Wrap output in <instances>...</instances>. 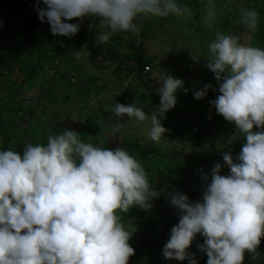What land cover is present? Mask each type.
I'll return each instance as SVG.
<instances>
[{"label": "clouds", "instance_id": "clouds-1", "mask_svg": "<svg viewBox=\"0 0 264 264\" xmlns=\"http://www.w3.org/2000/svg\"><path fill=\"white\" fill-rule=\"evenodd\" d=\"M36 7L53 36L72 37L86 16L99 20L96 45L106 44L118 33L139 34L141 18L189 19L193 10L179 0H42ZM230 0H226L225 6ZM202 21L211 28L223 8L217 0H201ZM237 22L251 32L258 27L259 13L237 7ZM206 67L219 82V95L210 101L217 114L233 123L246 138L236 162L229 152L223 161L230 169L221 175L216 163L208 176L202 202L187 195L169 194L180 213L162 248L166 260L198 264L190 253L199 234L198 250L206 264H244L245 253L260 257L264 238V47H256L235 34L216 32L208 44ZM79 57L80 53H76ZM199 61L198 55L192 56ZM157 90L160 103L147 113L137 104L116 103V122L110 134L125 126L124 117L147 123L146 139L159 143L168 131L161 120L177 104L183 81L163 75ZM210 84L193 93L206 97ZM186 92L187 89H184ZM258 129L254 131L253 129ZM75 130L48 135L46 143L26 144L23 155L0 149V264H129L135 255L132 232L120 213L133 207L150 209L160 193L149 181L140 160L123 147L110 150L84 142Z\"/></svg>", "mask_w": 264, "mask_h": 264}, {"label": "rangeland", "instance_id": "rangeland-1", "mask_svg": "<svg viewBox=\"0 0 264 264\" xmlns=\"http://www.w3.org/2000/svg\"><path fill=\"white\" fill-rule=\"evenodd\" d=\"M180 1L181 0H179V2ZM181 4H187V2H182ZM187 5L189 6V4ZM241 6L242 4L240 3L237 7ZM5 7L2 0H0V53L2 55L5 54L10 62H14L16 66L14 67L12 75H10V73L6 75V77L10 76V80L8 81L7 79L5 81V78L0 79V83L6 88L4 83L6 82L13 92L19 90V96L15 97L18 103L17 105H12L13 107L24 105V103L21 104L22 99L29 97L34 101V104L30 106L39 111V113H42L37 124L36 122L30 123L26 120H21L19 123L17 134L20 137L25 134V131L29 132V136L26 137L27 144L41 143L36 133L38 131H44V136H48L51 134L50 132L54 130L55 126L61 122L71 123L70 128L77 132L86 118L93 113V110L100 109L99 103L101 101L104 102L103 109L105 111L111 110V113L106 116V121L100 131V135L106 137L107 140L104 141V144L100 143L98 146L104 147L108 145L110 150H114L116 149V147H114L116 138L110 134L111 126L117 120L113 113L114 105L116 103L127 105L137 101V104L145 110L146 114L155 108L152 104H141L139 102L140 95L145 91L142 86H136V90L132 89V91L129 92L131 95H134L135 102L123 103L120 99L121 96H119L122 89L121 87H117L120 79L115 76V66L106 69L93 67L87 52L80 53L79 57L71 53L66 55L59 54L55 51L53 48L54 45L49 40L47 29H39L38 33L41 38L39 44L35 45L22 33V24H18V22L21 21L12 18L9 12L4 9ZM237 7L233 9L236 11ZM94 18L96 17H93V19ZM193 18L194 20H192ZM237 20L238 18H236V23H238ZM139 23L143 25L139 34L124 33L127 40L120 43L118 46H114L115 48H110H114L113 50L115 52H120L123 56H128L131 52L135 54L139 51L145 60H156L155 65L157 66H152V71L157 67L153 73L154 78L157 79L151 83V88L157 95V90L162 86V80H160V78L164 74L179 78L183 81L184 89H187V91L185 92L184 89H181L177 92V104L174 109L178 108L193 117L203 114L206 109V105L204 104L205 101L195 99L193 93L200 90V86L204 85L202 82L205 81L214 84V86H212L213 94L219 93V82L215 79L211 70L206 67V57L208 56L207 46L214 40L215 34L207 32L204 26L198 27L193 24L196 23V17H193V15L189 19H180L174 16H169L168 18H141ZM216 23L218 22L216 21ZM10 32L12 34H9ZM132 39L134 41H132ZM141 42L144 43L142 44ZM251 45L264 47V43L256 40H252ZM43 53L48 55L50 59L49 62L42 59L41 55ZM194 54L200 57L199 61H191V63L185 65L182 64L177 68L175 73L171 70L172 60L178 61L183 59L181 61V63H183L187 59L193 60L192 56ZM36 60H38L37 64L35 63ZM36 65L40 73L44 76L42 78L45 81L46 79L48 80V90L51 92L50 96L47 92H43L36 80L31 78V76L38 71L36 70ZM51 65H53L54 68H52ZM56 70L64 74L65 78L62 79V82L53 77ZM207 73L211 75L210 78L205 77ZM69 75L74 78L80 76L89 78L98 75L103 79L99 82V87L101 88H98V91L93 97L91 93L88 95L86 93L83 95H81L80 92L76 93L68 87V80H70ZM127 85L130 84L125 82L124 87ZM7 95L8 93H1L0 99L5 98ZM53 101L55 106L52 105ZM51 106H54V108H51ZM119 122L125 125L123 129H121V132L117 133L122 135L123 145L119 147H123L128 151L126 148L128 143L137 139L140 140L142 145L152 154L147 156L150 159L147 160L148 163L146 162L143 165L149 174V178H152L156 171H162L166 174L162 173L159 176V181H163L165 187L163 188L162 196L159 198L160 205H154V207L156 206V215L151 222L145 223L143 220H137L135 217L130 220L132 224L128 230L132 232V236L129 240V244L133 247L135 254L151 258L153 264H177L179 261L166 260L162 256V248L170 237V234L167 233L165 229H162V226L164 223H167L170 227L173 221H169L168 219L172 218L174 215H178L179 218L181 215V213L170 204L169 194L173 192L183 193L176 186L171 185L167 179V174L170 170L169 168H165V166L171 164L167 151H175L187 157L196 156L213 164L219 163V159L214 158L210 149L199 142V140H189L185 138L188 133L184 128L182 130L178 129L175 114L166 113V117L161 120L162 126L168 131L159 143H154L146 139L148 129L147 123L141 124L135 119L128 121L127 117H124ZM30 127L32 132H30ZM204 127L213 132V126L207 124V122ZM229 130L233 132L231 137L233 138L235 136L234 131L238 129L230 122ZM233 161L236 162V159L233 158ZM156 168L159 169L157 170ZM221 171H223L225 175H228L230 169L227 166H222ZM186 174V169H182L181 175L186 177ZM188 198L191 203L199 202L190 196H188ZM154 207L152 209H154ZM160 208L163 209V212L160 211ZM174 221L179 222V219ZM149 226H151V229L149 233H147V227ZM144 236H146L149 241L143 238ZM151 239L160 246L159 250L161 252L158 256L147 254V252L153 248L150 243ZM141 253L146 254L142 255Z\"/></svg>", "mask_w": 264, "mask_h": 264}, {"label": "trees", "instance_id": "trees-1", "mask_svg": "<svg viewBox=\"0 0 264 264\" xmlns=\"http://www.w3.org/2000/svg\"><path fill=\"white\" fill-rule=\"evenodd\" d=\"M187 2L189 6L193 10V17H196V23L198 27L204 26L207 32L216 34V32H222L224 34H235L239 36L242 42L250 43L252 40H256L264 43V0H230L225 6L226 0H217L219 6L223 8L222 14L217 17V22L212 25L211 28L204 25L202 21V16L204 15V5L201 3V0H181L180 3ZM4 8L10 14V16L14 19L20 20L18 24H22V33L29 38L31 42L35 45H38L40 42V34L38 33L39 29L45 28L47 29L48 37L50 42L54 45L55 51L59 54H72L76 55V53H84L87 52L89 55L90 63L93 67L96 68H110L116 67L115 76L120 79L117 87L122 89L119 96L123 103H132L135 98L134 95H131L129 92L135 87L142 86L145 91L140 95L139 102L141 104H152L154 107L158 106L160 103V97L157 93L151 88V83L154 82L155 79L153 76L154 71L157 67L152 71V66L155 65L156 60L148 59L145 60L142 57L141 52L129 53L127 56H123L120 52H115L113 49L114 46L120 45V43L125 42L127 40L126 35L124 33H118L110 38V40L104 44L97 46L96 45V35L99 33L100 29L98 27L99 20L98 18L86 16L83 18V22L81 23L79 19H73L72 21H67L68 23H80L79 32L72 37H62V36H53L50 31V26L45 19L44 22L38 18V14L36 11V7L40 8L46 7L42 0H2ZM242 4L244 7H252L259 13L258 27L255 32H251L244 25L240 23H236V18H238L237 12L233 9ZM241 6V7H242ZM25 19V20H24ZM194 20V18L192 19ZM12 32V31H11ZM9 34H12V33ZM132 41H134L132 39ZM142 43V42H141ZM144 43V42H143ZM142 43V44H143ZM114 47V48H110ZM106 48V50H105ZM42 59L46 62H49L50 59L46 53L41 55ZM200 58V57H199ZM208 58V56L206 57ZM181 60H172L171 70L175 73L177 68H179L182 64L191 63V59L185 60L181 63ZM208 62V61H207ZM38 63V60L35 61ZM15 63H11L8 57L4 54L0 53V79H4L5 81L10 80V76L6 77L10 73L12 75L15 67ZM36 71L31 78L38 82L40 88L43 92H47L50 96L51 92L48 90L49 83L42 78L44 77L40 70L37 68ZM54 68L53 65H51ZM148 67L149 71L146 72L145 68ZM161 70V69H160ZM175 70V71H174ZM163 71V70H162ZM165 73V72H164ZM163 73V74H164ZM166 75V74H164ZM207 78H210L211 75L209 73L206 74ZM70 80H68V87L71 88L72 91L76 93L83 94H92L93 95L98 91L99 82H101L102 77L98 75L85 78L83 76L73 77L71 75ZM55 79L62 82V79L65 78L64 74L58 72L57 70L54 72ZM128 82L130 85L124 87V83ZM6 88L2 86L0 83V94L5 92L8 95L0 99V149L8 150L11 149L21 156L23 155V150L26 146V137L29 136L27 131L25 134L20 137L17 134V130H19V123L21 120L29 121L30 123L39 122L42 113H39L36 109H33L31 106L34 104L31 98L22 99L21 104L13 107L12 105H17V101L15 100L16 96H19V90L13 92L10 89V86L6 84ZM204 85L210 84L214 86L211 82L207 83V81L202 82ZM204 85H201L202 89ZM105 86V85H103ZM137 89V88H136ZM135 89V90H136ZM219 93H212V87L209 89L206 97L202 99L205 101L206 109L203 114L197 115L193 117L192 115L187 114L185 111L180 109H172L167 113L175 114V120L178 126V129L182 130L183 128L186 130L188 135L185 137L186 139H197L199 142L206 145L214 158L219 159L218 162L222 166L225 165L223 161V154L227 151L231 154L232 158H235L239 155L242 146L246 143V138H244L239 132H235V136L233 138L231 132L229 130L230 122L226 121L221 115L217 114L214 107L211 106L210 101H214ZM69 96V95H68ZM67 96V97H68ZM1 98V97H0ZM96 99V98H95ZM135 102V101H134ZM103 103L100 101V109L93 110V113L89 115L86 120L82 123L79 130L77 131L82 137L84 142H91L94 145H99L100 143L104 144V141L107 140L106 137H102L100 135V131L104 122L106 121V116L111 113V110H104ZM31 105V106H30ZM52 105L55 106L54 101ZM54 106H51V108ZM90 106V105H89ZM213 126V132L210 129H205V123ZM69 122H61L55 126L54 130L51 131V135L61 134L64 130H72L71 123ZM33 125V124H32ZM254 131H258V129H253ZM30 132H32L30 127ZM38 139L41 143H46L47 136H44V131H38L36 133ZM116 144L114 147L119 148V146L123 145L122 135L117 134L115 136ZM104 147L109 149V146L105 145ZM126 148L133 156L137 157L142 165L144 163H148L147 156L152 155L148 149L142 145L140 140H135L126 145ZM168 152L170 157L171 164L169 166H165V168H169L170 172L167 174L168 181L171 185L176 186L181 192L184 194L196 199L199 202H202L203 192L206 186V181L203 179V176H208V181L210 182V173L215 164L202 160L196 156L187 157L184 154H180L178 152ZM157 169V168H156ZM159 169V168H158ZM157 169V170H158ZM163 169V168H162ZM186 169L187 174L186 177L181 175V170ZM164 172L156 171L152 178H149L150 183L153 185L154 189L157 190L160 195L151 201L152 207L150 209H141L139 207H133L126 213H120L122 217V222L125 224V227L128 229L132 222L130 220L132 218H137V220H143V222L148 223L156 215L155 207L159 206V198L162 196L163 188L165 184L163 181H159L160 174ZM165 174V173H164ZM221 175H225L223 171L220 172ZM166 175V174H165ZM167 181V180H166ZM154 205H156L154 207ZM154 207V209H152ZM160 211L163 212V209L160 208ZM178 218V215L172 216L169 218V221H173V223L168 226L167 223L163 224V228L167 233L170 234L171 229L178 224L177 221H174ZM148 232L151 229V226L147 227ZM147 241L148 238L144 236ZM143 241V240H142ZM204 238L199 234L193 240L188 251L190 253H195V258L198 261V264H206L207 256L205 253L198 250V245L203 244ZM151 245L153 246L152 250L147 252L148 255L158 256L160 254V246L157 242L151 239ZM260 257L257 259H252L249 253H245V261L244 264H264V238H261V243L257 249ZM142 255L146 253H141ZM130 264H153V261L149 257H142L137 254L130 257ZM177 264H188V261H179Z\"/></svg>", "mask_w": 264, "mask_h": 264}, {"label": "built area", "instance_id": "built-area-1", "mask_svg": "<svg viewBox=\"0 0 264 264\" xmlns=\"http://www.w3.org/2000/svg\"><path fill=\"white\" fill-rule=\"evenodd\" d=\"M145 70H146V72H148V71H149V68H148V67H146V68H145Z\"/></svg>", "mask_w": 264, "mask_h": 264}]
</instances>
